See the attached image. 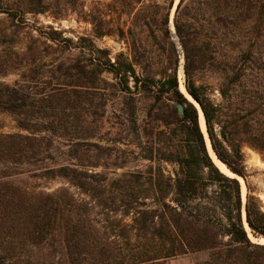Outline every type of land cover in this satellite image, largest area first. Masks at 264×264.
<instances>
[{
    "label": "trees",
    "instance_id": "trees-1",
    "mask_svg": "<svg viewBox=\"0 0 264 264\" xmlns=\"http://www.w3.org/2000/svg\"><path fill=\"white\" fill-rule=\"evenodd\" d=\"M20 1V16L49 10L44 0ZM172 5L164 16L168 65L153 75L118 56L111 60L91 42L85 58L52 62L45 79L33 70L32 84L0 82V112L26 131L0 133V264H167L201 250H209L201 264H264V244L251 240L242 214L252 235L264 237V211L249 188L243 203L238 179L217 167L198 109L179 89ZM173 23L184 86L202 110L212 150L246 180L241 146L264 155V0H179ZM46 39L60 54L74 45L52 28ZM6 62L0 57V72ZM205 72L217 75L220 103L207 93ZM110 89L122 95L124 121L137 132L138 97L153 98L151 139L141 155L150 162L146 170L109 177L94 169L105 165L99 156L110 149L100 144L104 122L96 111L105 108ZM162 162L175 167L165 172ZM18 175L67 185H19L11 179Z\"/></svg>",
    "mask_w": 264,
    "mask_h": 264
},
{
    "label": "rangeland",
    "instance_id": "rangeland-1",
    "mask_svg": "<svg viewBox=\"0 0 264 264\" xmlns=\"http://www.w3.org/2000/svg\"><path fill=\"white\" fill-rule=\"evenodd\" d=\"M170 1L173 3L169 12L170 40L174 42L179 57L177 73L179 89L188 99L190 97L186 91L185 94L181 89L184 86V71H182L184 58L179 53V49L182 48L173 23L179 0H44V3L49 5V10L41 13L28 12L24 16H20L16 11L18 6L22 5L20 0H0V57L8 61L0 72V82L13 84L15 80L21 78L26 83L32 84L30 80L33 70L42 72V75L44 74L42 77L45 79L49 75L52 62L55 63L54 61L60 59L73 61L77 58H85L91 42L100 49H107L111 60L118 56L121 61L132 64L137 73L153 75L168 65L170 46L164 31V16ZM153 10H157L156 18L150 20L149 16ZM144 13H146L145 18H143ZM94 21L96 26L93 24ZM51 28L61 32L62 37L71 39L73 47L61 54L56 51L52 42L46 39ZM107 30L110 34L99 35L95 32ZM80 38L84 40L80 41ZM28 46L33 47L28 49ZM15 67H18V70H14ZM103 76L108 81H113L110 74L104 73ZM201 79L208 85L209 97L215 103H220L222 99L217 90V75L205 72ZM129 85H132L131 80ZM120 87L122 88L121 85ZM109 93L111 95L107 97L105 108H96V111L98 115L103 114L104 122L103 139L100 144L109 146L110 149L99 156L100 163L105 165H99L94 169L109 177L125 171L146 170L150 162L141 158V155L146 153L145 147L151 139L147 132L151 131L152 122L147 113L152 108L153 98L146 95L138 97L136 116L140 128L137 132L128 129L129 125L124 121L125 116L121 110L122 95L117 89H110ZM193 103L199 113L197 103L195 101ZM144 126L145 130H143ZM157 127L160 128L161 125L157 124ZM202 130L208 149L209 143L204 129ZM18 131L26 133L19 130L10 113L0 112V133ZM241 153L246 173V180L238 177L241 178L238 181L241 186L242 202L245 203L249 188L250 195L254 196L256 204L264 211V155L247 144L241 146ZM162 166L165 172H170L175 167L168 162H162ZM225 174L233 177L228 173ZM11 179L19 185L46 190L67 185L60 179H39L27 175H18ZM77 197L87 199L86 195L80 193H77ZM242 214L244 227L251 240L264 244V237L252 235L245 221L244 210ZM208 256L209 250L187 252L167 259V264H201L208 259Z\"/></svg>",
    "mask_w": 264,
    "mask_h": 264
},
{
    "label": "bare ground",
    "instance_id": "bare-ground-1",
    "mask_svg": "<svg viewBox=\"0 0 264 264\" xmlns=\"http://www.w3.org/2000/svg\"><path fill=\"white\" fill-rule=\"evenodd\" d=\"M182 91L185 93V90H184V86L181 88ZM186 94V93H185ZM188 95V94H187ZM189 96V95H188ZM190 97V96H189ZM199 121H200V126L202 127V129H204V119H203V115L201 113V111H199ZM208 149H209V153L213 159V161L215 162V164L217 165V167L225 172V173H228L230 175H233V176H236L234 173H232L230 170L227 169V167L225 166L224 163H222L220 160L216 159L215 155L213 154L212 150L210 149V146L208 145ZM236 177H239V176H236ZM241 179V178H239ZM264 239V238H263ZM264 241V240H263Z\"/></svg>",
    "mask_w": 264,
    "mask_h": 264
},
{
    "label": "water",
    "instance_id": "water-1",
    "mask_svg": "<svg viewBox=\"0 0 264 264\" xmlns=\"http://www.w3.org/2000/svg\"><path fill=\"white\" fill-rule=\"evenodd\" d=\"M174 34V33H173ZM179 53L180 54H182L183 55V52H182V50L181 49H179ZM183 71V70H182ZM184 89H185V87H184ZM186 91V90H185ZM186 93L188 94V92L186 91ZM189 95V94H188ZM190 96V95H189ZM191 98V99H190ZM190 98H188V100L189 101H191L192 103H193V101H195L191 96H190ZM196 102V101H195ZM197 103V102H196ZM194 104V103H193ZM175 106H176V108H177V113H178V115L179 116H183V105L181 104V103H179V102H176L175 103ZM197 106L199 107V111H201V113H202V110L200 109V106H199V104L197 103ZM202 115H203V113H202ZM203 119H204V116H203ZM204 131H205V135H206V137H207V140H208V143H209V146H210V149L212 150V147H211V144H210V141H209V138H208V135H207V131H206V126H205V120H204ZM203 132V131H202ZM204 133V132H203ZM212 152H213V150H212ZM213 154H214V152H213ZM215 155V154H214ZM216 157V156H215ZM216 159H217V157H216ZM232 172V171H231ZM233 173V172H232ZM236 175V174H235ZM236 176H238V175H236ZM236 176H233V177H235L236 179H239L238 177H236ZM239 177H241V176H239Z\"/></svg>",
    "mask_w": 264,
    "mask_h": 264
}]
</instances>
